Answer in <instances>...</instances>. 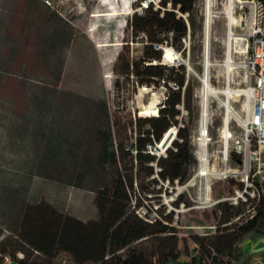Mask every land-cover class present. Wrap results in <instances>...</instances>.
Wrapping results in <instances>:
<instances>
[{
    "label": "rangeland",
    "instance_id": "obj_1",
    "mask_svg": "<svg viewBox=\"0 0 264 264\" xmlns=\"http://www.w3.org/2000/svg\"><path fill=\"white\" fill-rule=\"evenodd\" d=\"M50 1L0 0V229L6 237L17 236L23 208L28 204L48 202L83 221L97 219V191L113 178L111 165L103 158L102 132L108 125L113 135L116 125L127 128L135 113L157 115L170 87L174 88L173 82L168 86L163 82L159 88L139 86L133 76L117 82L128 60L142 59L146 43L143 34L133 33L128 19L150 2L159 7L160 0ZM199 5L203 15L200 36L193 44L189 37L184 41L186 55L171 41L164 43L161 63L168 67L186 64L196 85L195 113L203 111V90L209 88L206 111L211 140L206 162L209 171L203 184L210 186V192L195 195L200 176L195 185L180 190L201 168L194 154L193 137L199 134L195 114L191 140L196 163L191 177L183 184L162 180L157 174L160 168L154 163L152 177L158 180L157 192L148 194V198L141 196L143 205L137 213L146 209L149 220H155L162 218V211H174L180 260L191 261L195 247L203 241L205 261L211 264L217 233L213 207L225 197L236 196L230 195L235 176L225 178L223 174L221 129L225 114L221 99L229 97L233 107L242 112L247 102L240 95L246 89V71L239 54L234 50L230 56L227 54L229 0H210L209 37L205 32L207 0H199ZM113 8L125 13L111 15ZM240 13L234 7L236 49L244 35L238 26ZM166 47L176 58H165ZM180 108L182 111V105ZM144 110L149 114H142ZM168 148L154 152L164 157ZM227 168L239 173L238 178L247 175L246 165L234 158ZM220 192L224 197L218 198ZM179 195L192 205L181 203L175 207L172 201ZM242 246L258 252L264 249V236L244 240ZM60 258L73 262L65 252L58 254ZM257 263L264 264V257L258 256Z\"/></svg>",
    "mask_w": 264,
    "mask_h": 264
},
{
    "label": "trees",
    "instance_id": "obj_2",
    "mask_svg": "<svg viewBox=\"0 0 264 264\" xmlns=\"http://www.w3.org/2000/svg\"><path fill=\"white\" fill-rule=\"evenodd\" d=\"M159 3L156 7L150 2L142 12L135 11L128 19L133 33L143 34L146 43L142 59L128 60L117 82L133 76L139 86L159 88L163 82L165 86L173 82L178 88L170 87L157 115L135 113L127 128L116 125L115 136L111 125L102 132L103 158L108 159L113 178L109 185L97 191V219L83 221L48 202L24 206L17 236L5 237L0 243V254H11L17 264H54L60 252L69 254L73 264H207L203 241L195 247L191 261L180 260L174 211L168 214L162 211V218L153 221L137 213L143 205L141 196L148 198V194L157 192L158 180L152 177L154 163L160 168L157 171L160 179L171 183L178 180L181 184L191 177L196 163L191 137L195 128L194 115L199 119L200 110L197 113L194 110V77L184 63L168 67L161 61L162 46L169 41L186 55L184 41L189 37L193 44L200 36L203 15L199 0H160ZM120 13L125 12L114 8L109 12L111 15ZM194 48L192 45L191 50ZM181 105L187 116L182 115ZM180 116L183 126H179ZM172 126L178 127V139L173 140L167 155L158 157L151 153L148 146L157 147ZM124 130L130 133H123ZM232 155L242 160L236 153ZM255 185L256 198L245 195L246 200L240 198L237 204L223 199L215 203L212 213L217 233L211 264H258L257 257H264V249L249 252L242 246L244 240L255 241L264 236V181L256 177ZM236 186L243 188L244 184L231 179V192ZM218 196L224 197L221 192ZM172 202L175 207L181 203L192 205L182 195ZM19 253H23V258Z\"/></svg>",
    "mask_w": 264,
    "mask_h": 264
},
{
    "label": "built area",
    "instance_id": "obj_3",
    "mask_svg": "<svg viewBox=\"0 0 264 264\" xmlns=\"http://www.w3.org/2000/svg\"><path fill=\"white\" fill-rule=\"evenodd\" d=\"M46 3L51 4L50 0H45ZM231 6V13H229V32H228V55L230 56L234 50L239 54V58L245 67L246 89H242L240 95L247 98V102L242 106V112L237 111L230 102L229 97L221 99V104L224 107V118L221 129L222 160L225 165L223 174L225 178L229 175L235 176V180L244 184L243 188L238 186L234 187L230 195L233 197H225L223 200H229L237 204L240 197L246 200L245 195H258V189L255 185V178L264 181V0H229ZM234 7L241 10L239 15V28L244 32V35L239 38L242 42L238 44V49L233 46L235 39L233 27L235 20ZM232 18V21H231ZM174 89L178 86L174 85ZM185 86L183 87L184 90ZM227 89H230L229 85ZM224 94H226L224 92ZM182 115L187 111L182 106ZM182 117L180 118L179 126H183ZM205 128V131L202 128ZM175 135L169 146L172 147L174 139H178V128L175 126ZM205 138V139H204ZM209 121L200 112L199 117V134L193 137L194 154L199 159L201 166L202 163L207 162V149L209 145ZM158 146V145H157ZM168 146V147H169ZM167 147V148H168ZM158 147L148 146L151 153H154ZM164 148V149H167ZM233 153L242 157V162L247 167V175L245 178H238L236 172L227 168V163L233 159ZM198 174L194 175L189 182L193 181L192 185L196 184ZM206 179L205 175L200 176V187L195 195H202L203 180ZM188 182V183H189ZM179 184V181L177 180ZM186 183V184H188ZM185 184V185H186ZM213 184V182H212ZM184 186V185H183ZM248 190H252L249 192ZM139 215L148 220L147 211L144 209L139 212ZM6 233L0 229V240L5 239ZM2 264H17V260L9 253H1ZM18 256L23 258V253ZM54 264H73L67 258H60Z\"/></svg>",
    "mask_w": 264,
    "mask_h": 264
},
{
    "label": "bare ground",
    "instance_id": "obj_4",
    "mask_svg": "<svg viewBox=\"0 0 264 264\" xmlns=\"http://www.w3.org/2000/svg\"><path fill=\"white\" fill-rule=\"evenodd\" d=\"M231 8V6H229ZM232 9V8H231ZM210 20H211V14H210V0H207V19H206V23H205V32H206V37H209V28H210ZM232 21V18H231ZM165 58L167 59H174L175 57V53L170 49L166 47L165 50ZM208 58V56H207ZM170 61V60H169ZM210 95V91L209 88L205 87L203 90V95H202V103H203V115L204 117H206L207 111H206V107H207V102H208V97ZM142 114H149V110H144L142 111ZM205 131V128H202ZM174 131H175V127H171L165 134H166V142L163 145L158 144V148L164 149V146L168 143V141L170 140V138H172V136L174 135ZM205 139V138H204ZM208 167L206 166V163H202V166L200 168V172H199V176L201 175H207L208 174ZM193 184V181L189 182L188 184H186L185 186H180V190H185L186 188H188L190 185ZM203 188V194L202 195H209L210 192V186L208 185L206 187V184L204 183L202 185Z\"/></svg>",
    "mask_w": 264,
    "mask_h": 264
},
{
    "label": "water",
    "instance_id": "obj_5",
    "mask_svg": "<svg viewBox=\"0 0 264 264\" xmlns=\"http://www.w3.org/2000/svg\"><path fill=\"white\" fill-rule=\"evenodd\" d=\"M176 130L174 131V135H175ZM174 135L172 136V138H170V140L168 141V143L164 146V148H167L170 144V142L172 141V139L174 138ZM166 142V134L164 135L163 139L161 140V142L159 143L160 145H163Z\"/></svg>",
    "mask_w": 264,
    "mask_h": 264
}]
</instances>
